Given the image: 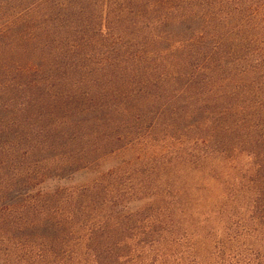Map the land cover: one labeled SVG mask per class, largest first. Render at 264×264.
<instances>
[{
  "label": "trees",
  "instance_id": "trees-1",
  "mask_svg": "<svg viewBox=\"0 0 264 264\" xmlns=\"http://www.w3.org/2000/svg\"><path fill=\"white\" fill-rule=\"evenodd\" d=\"M0 264H264V0H0Z\"/></svg>",
  "mask_w": 264,
  "mask_h": 264
},
{
  "label": "rangeland",
  "instance_id": "rangeland-1",
  "mask_svg": "<svg viewBox=\"0 0 264 264\" xmlns=\"http://www.w3.org/2000/svg\"><path fill=\"white\" fill-rule=\"evenodd\" d=\"M103 162V161H102ZM115 164L114 160L107 159L103 162L102 166L104 170L110 169ZM93 179V174L91 172H79L75 173L65 179H56L54 181H50L47 183L49 187L56 186H67V187H79L83 185H88L91 183Z\"/></svg>",
  "mask_w": 264,
  "mask_h": 264
}]
</instances>
